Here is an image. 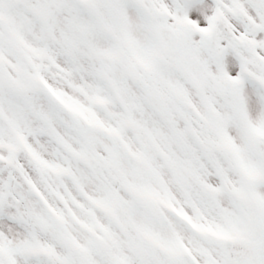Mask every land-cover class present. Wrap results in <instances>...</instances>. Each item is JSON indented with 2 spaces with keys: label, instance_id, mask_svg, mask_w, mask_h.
<instances>
[{
  "label": "snow or ice",
  "instance_id": "obj_1",
  "mask_svg": "<svg viewBox=\"0 0 264 264\" xmlns=\"http://www.w3.org/2000/svg\"><path fill=\"white\" fill-rule=\"evenodd\" d=\"M0 264H264V0H0Z\"/></svg>",
  "mask_w": 264,
  "mask_h": 264
}]
</instances>
